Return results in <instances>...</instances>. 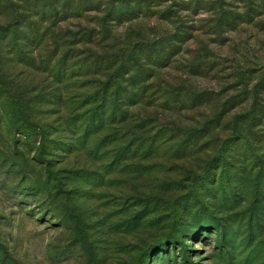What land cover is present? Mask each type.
<instances>
[{
    "label": "rangeland",
    "instance_id": "obj_1",
    "mask_svg": "<svg viewBox=\"0 0 264 264\" xmlns=\"http://www.w3.org/2000/svg\"><path fill=\"white\" fill-rule=\"evenodd\" d=\"M0 264H264V0H0Z\"/></svg>",
    "mask_w": 264,
    "mask_h": 264
}]
</instances>
